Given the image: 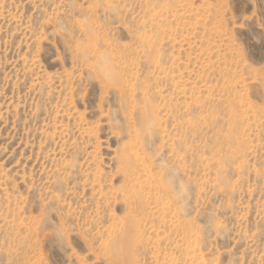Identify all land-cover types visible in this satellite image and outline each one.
Masks as SVG:
<instances>
[{
    "label": "rangeland",
    "instance_id": "374dc122",
    "mask_svg": "<svg viewBox=\"0 0 264 264\" xmlns=\"http://www.w3.org/2000/svg\"><path fill=\"white\" fill-rule=\"evenodd\" d=\"M0 264H264V0H0Z\"/></svg>",
    "mask_w": 264,
    "mask_h": 264
}]
</instances>
